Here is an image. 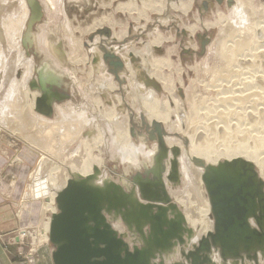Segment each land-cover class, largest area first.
I'll return each mask as SVG.
<instances>
[{"label": "bare ground", "instance_id": "bare-ground-1", "mask_svg": "<svg viewBox=\"0 0 264 264\" xmlns=\"http://www.w3.org/2000/svg\"><path fill=\"white\" fill-rule=\"evenodd\" d=\"M144 1L146 3H144ZM144 1L143 3L145 5L144 7L141 6L143 10L141 9L140 16L144 14L145 6H149L150 0ZM210 1L213 2L212 0ZM189 2L190 9H192L194 0H189ZM214 2L221 6L216 0H214ZM48 3L52 6L57 4L56 0L44 1L45 8H49ZM36 5L37 4H34V0H30L29 5L26 0H22L21 8H23V10L21 9V16L19 15V17L17 16V18L8 21L4 19L2 29L1 18L3 17V12L1 11L3 6L0 4V72H3L4 82L7 81L10 84L8 85L9 88L7 87L8 93L4 92L5 95H7L5 100L0 101V103L2 102L0 104V132L3 128L7 129L8 127L12 128V130L16 129V131H14L15 133L25 134V138L29 140L28 142L26 141L28 146L32 149L35 147L41 152V158H38L32 171L28 175L27 182L31 180V183L27 187L25 194V199L28 200L39 198L45 200L43 202L44 206L42 207V221L39 224L42 238H40V243L50 242L49 231L52 214L59 210L56 197L70 178H89L91 184L100 187H105L114 183L120 185L121 189H124V191L133 190V196L138 198L137 195L139 194L137 188L139 187L132 182V172L136 171L137 174L144 173L152 166L156 174H159L161 169L165 166L159 162L163 155L162 149L158 144H154L153 146L149 145L148 136L144 133L146 130L149 137L155 139V131H158L154 128V122H156L164 130L166 128L170 131L168 134L165 133L163 135L168 148V154L165 158L166 162L164 160L166 164V167H164L166 170L165 174H169L171 170V162L174 158L172 147L178 146L180 149V155L177 158L178 179L176 182H173L165 178L164 182L172 201L174 200L173 196L176 197V202H173L176 203L179 208H182L181 210L184 209V212H181L186 218V226L193 230V236L191 238L187 237L186 233L184 234L186 243L182 246L187 251L193 248V245L197 244L202 236L214 230V218L202 180L205 166L196 163L195 158L203 160L206 165H217L225 160L242 158L253 163L255 168H257L258 165L261 170L264 168V159L261 157L263 155L258 154L255 150L256 146H249L248 144L240 142L231 143V141L227 143L233 133L244 130L248 132L253 130L252 128L257 130L254 124L264 125V121H260L261 118L264 117V111H261L262 109L260 110V107L257 105L258 103L264 104V71H260L259 69L264 62V20L259 21V24H254L252 22L256 27V33L259 31V33L262 34L258 39H260V42L263 41V43H260L256 38L254 42H259L260 44L253 48L255 44L251 46L253 41L252 36L249 38L247 34L251 31L250 13L248 9L255 5H253L251 0H235V4L231 6L232 10L228 14L229 16H220L222 22L227 23L225 32L228 34V37H230L228 41L232 43L228 46V41L223 40L220 42L222 46L220 52L223 55L225 71L228 75L230 74V78L226 76L223 77L222 72H220L221 76L217 78L221 83L217 80L218 83L216 82L212 85L218 88L217 95L214 99L216 104L212 105H209V99H204L205 101L197 103L196 98L198 95L193 94L194 97H191L189 91H186L187 99H184L185 95L182 96L183 94L181 92H179V94L177 93V86H173L172 80L160 72H156V75L161 79L164 88L171 92L170 94H172V96H167V99L163 97L161 100L157 98L158 85L153 80L154 78L149 79V77H154L151 64L156 70L159 66L168 63V61L163 58H153V52L161 51L160 46L164 42L162 39L157 42L156 40L154 42L151 41V43L143 46V48H138L136 46L130 47V45H125L122 47L123 49H121L120 46L110 47L113 41L116 42L117 39L119 40L125 37L124 35H126V32L125 29H120L117 35L115 31H111L112 29L110 27L114 28L117 25L120 27V25L115 24L112 16L109 15L97 19L86 31H81V33H86L95 30V33L90 36L91 44L88 45L90 49L86 51L87 55H85L88 57L82 58L79 55L75 57L73 55L74 52H79L84 45L83 40L80 38L76 39L69 36L70 43L73 46H70L72 48L69 47V50L64 49L62 51L58 48V45L61 44L60 38L55 39L53 36L58 34V30H55L57 27L49 31H44V29L41 28L40 33L31 31L33 30L34 22L39 18L40 14L39 8H37ZM126 5L129 6V4H121L117 9L124 11L127 7ZM29 6L33 8L34 11L36 10L38 14L35 12L32 17H30L31 11ZM132 6H134L133 10H139L136 7L137 5L132 4ZM161 6L162 8H156L157 11L162 12L165 9L163 2ZM259 7L262 9V17H264V5L259 3L258 8ZM179 9H182V6H180ZM217 23L218 22L209 21L205 22V25L209 28ZM66 26L67 30L71 33L69 21ZM233 27H239L244 33V36L242 35L236 39V37L232 35L231 28ZM188 29L191 32H195L197 26L188 27ZM3 30L5 37H3ZM106 30H109V32H105ZM3 38L8 42L9 50L11 49L10 51L14 53L12 54L13 57L10 58L11 61H9L8 57L4 54L5 43H3ZM157 44L160 45L158 46ZM24 46L32 47V49H35L44 56L43 60L39 63V67H37V71L40 70L42 74L41 79L43 81L49 80L52 83L60 84L64 76H71V69L66 65V61H70L74 64L86 63L91 65L92 71H90V77L94 78L98 85V95L92 101H94L97 110H99L100 116L104 117L107 121L108 131L111 134L110 137H107L106 132L102 131L99 123L96 124L98 119L95 115L97 112L95 113L93 110L94 115L88 111V108H76L71 105V102L67 103L68 106L70 105L69 107H67L65 103L64 105L56 104V102L52 103L51 112L56 110L58 113V118L56 119H48L45 118L46 116L42 117L40 115L37 116L34 109L38 105V100L40 99L44 102L49 100L51 104V91L49 92L46 88H43L42 90L44 92L47 93L48 91L47 96L44 95V97L39 98V91L31 90L30 82L35 76L36 66L32 60L34 57H32V59H26V53L23 50ZM107 52L117 55L123 66L114 67L112 65L113 69L109 71L106 60L110 61L113 59L107 57ZM140 58L142 61L141 66L135 65L134 60ZM20 66L25 67L21 79L15 76V72L19 69L17 67ZM209 68V65L205 64L203 70L209 71ZM119 71L121 72L119 73ZM239 72L247 76L239 78ZM258 72H262V74ZM232 73L234 74L232 75ZM144 74L149 75L147 80H143L142 77ZM233 77H238V80H232ZM125 79L128 80V85L124 89L128 90L130 93L126 94L127 96L124 93L116 95V90L118 89H112L116 86L115 81L121 84L125 82ZM224 81L231 84L225 85L222 83ZM201 84L205 85L204 89L209 93V82H201ZM239 84L240 86H238ZM43 86H45V84H43ZM0 88L3 87L1 86ZM149 93L152 94L151 99L147 98ZM198 93L199 92H197V94ZM119 95L122 96L123 100L126 99L129 101L131 98L134 101L135 104L131 100L134 105V109L131 113L125 111L127 107H125L126 105L124 106L123 100H119ZM54 96L61 99L63 98L59 95ZM3 97L1 99H4ZM186 100L190 104L189 109H186ZM116 101L118 103H116ZM252 101L257 102V104ZM170 105H173V107ZM80 107L82 106L80 105ZM41 112L46 115L51 113ZM15 120H17L18 128L17 126L13 127L12 123H14ZM134 120L140 123L138 127L140 131L137 130V133L132 129L133 126H135ZM262 120H264V118ZM163 124H165V126H163ZM27 128L29 130H27ZM23 130L29 131V133ZM176 131L182 133L183 137L176 136ZM132 136L134 139L131 138ZM57 137L59 140H57ZM56 144L59 146H56ZM105 147L109 151V157L104 153V151H106ZM108 158L115 160L117 163L115 168L109 167L107 164ZM17 159L18 161H22L21 158ZM52 159H61L63 161H60L61 166H54L47 175H44L43 171L47 164H49L48 162L52 161ZM156 162H158V164ZM261 172L258 173L262 178L264 174ZM172 183L177 184L178 187H174ZM180 183L181 185L179 186ZM191 185V188L198 186L200 195L197 191L193 192V190L189 188ZM169 216L173 218L174 213L173 217L171 213ZM108 217L115 230L122 234L131 245L143 244L140 235L130 231L121 217L110 215ZM191 223L194 226L191 225ZM30 235H33L35 239V231L31 232L22 229L18 235V239L20 242H24V239L26 237L29 238ZM180 250L181 244L178 243L171 251L163 252L162 256L157 255L155 261L159 263L160 260H163L165 264H173V262L182 261L185 262V264H191L182 258ZM244 255V261L239 260L235 262L231 258L224 260L219 250L213 249L209 253V258L211 260L209 259V262L206 264H264V254H262L261 251L258 252V263H256L252 257L248 258L246 254ZM202 258L203 257H201L200 261ZM203 264H205L204 261Z\"/></svg>", "mask_w": 264, "mask_h": 264}, {"label": "rangeland", "instance_id": "rangeland-1", "mask_svg": "<svg viewBox=\"0 0 264 264\" xmlns=\"http://www.w3.org/2000/svg\"><path fill=\"white\" fill-rule=\"evenodd\" d=\"M26 1H27V4L29 5L30 0H26ZM44 1H48V0H34V4H37L36 7L37 8L39 7V9H40L39 10L40 14H39V18L34 22L33 30H31V31H34L36 33L37 32L40 33L41 28L44 29V31H49L50 29L53 30L57 27L55 30H58L57 31L58 34L53 35V36L55 39L60 38L61 44L58 45V48H60L62 51L64 49L69 50L70 48H72L70 46H73L70 43L71 41H70L69 36H71L72 38H76V39L80 38L81 40H83L84 45L79 52L78 51L74 52L73 55L75 57L77 55H79L82 58L88 57L85 55H87L86 51L90 49L88 47V45L91 44V41H90L91 37L90 36H92L95 33V30H92V31H89L86 33H81V31H86L89 27H91L93 25L94 21H97V19H101V18L107 17L109 15L112 16L115 24L120 25V27L118 25L115 26L114 28L110 27L112 29L111 31H115V33H117V35L119 34L120 29L121 30L125 29V32H126V35H124L125 37H122V39H119V40L117 39L116 42L113 41L114 43L112 42L110 44V47H119L120 46L121 49H123L122 47H124L125 45H128V46L130 45V47L136 46L138 48H141V47L143 48V46L151 43V41L154 42L156 40V42H157V41H160L162 39V41H164V42L160 46L161 51L160 52H153V55H154L153 58H155V59H162L163 58V59L167 60L168 63L166 65L159 66L156 70L154 69V66L151 64V70H152V74L154 75V77L153 76L149 77V75H145V74L142 77L143 80L144 79L147 80L148 77H149V79L154 78L153 80L158 85V90H157L158 95L156 94V96L160 100L163 99V97L167 99L168 97H171L172 94H170L171 92H169L168 90H166L164 88V86L161 82V79L156 75V72H160L163 75L168 76L172 80L173 86H177L176 87L177 93L179 94V92H181L183 94L182 96L185 95L184 99H187V97H186L187 92L186 91H189L191 97H194V95H198V97L196 96L197 97L196 99L198 100V101L196 100L197 103L205 101L206 99H209V102H208L209 105L216 104L214 102V99L217 95L218 88L214 87L212 85H214L216 82L218 83V81L221 83V81L218 80V78H217V77L221 76L220 72H222L223 77L226 76L227 78H230V76H229L230 74L228 75L225 71V63H224L223 55L220 52L222 49L220 42H222L223 40L228 41V39H230V37H228V34L225 32L226 31L225 26H227L226 25L227 23L222 22V18L220 16L221 15L229 16L228 14L232 10L231 6L235 4V0L233 1L234 3L232 2L231 4H228L225 0L224 3L221 4V6H219L218 4H215L216 2H214V0H212L213 2L207 3V5L204 4V0H194V2L192 4V9H190L189 0H153V1L150 0L149 6H145L144 14L142 16H140L141 9L143 10L142 7H144V5H145L144 3H146L144 0H133V1L132 0H56L57 4L55 6H52V5H50V3H48L49 8H45ZM52 1H54V0H52ZM143 1H144V3H143ZM0 2H1L0 3L1 6H3L2 11H1V12H3V14H2L3 17L1 18L2 19L1 20V22H2L1 28H2L4 19H6L8 21V20L17 18V16L19 17V15L21 16L23 8H21L22 0H0ZM162 2H163V5L165 6V9L162 12H159V11H157L156 8H162V6H161ZM251 2H253V5H255V6L248 9V12L250 13L249 19H250V24H251L250 26H251L252 32L250 31L247 34L249 35V38L252 36L253 41H252L251 46L253 44H255V45H253V48H254L255 46L259 45L260 43H263V41L260 42L259 41L260 39H258V38H260V36H262V34L259 33V31H257V33H256V27L254 24L255 23L259 24V21L264 20V17H262L261 7L258 8L259 3H262V5H264V0H251ZM121 4L122 5L129 4V6L128 5H126V6L129 7L130 9L126 7V9L124 11L121 9L118 10L117 8H119ZM132 4L137 5L136 7L139 10H136V9L133 10L134 6H132ZM256 5H258V6H256ZM180 6H182V9H179ZM152 9L153 10L156 9V10L153 11ZM129 10H131V11H129ZM258 10H260V11H258ZM30 11H31L30 17H32V15L35 12H37L36 10L34 11L33 8H31V7H30ZM37 14H38V12H37ZM30 17H29V21H30ZM201 20H202V22H201ZM68 21L70 24L71 33L67 30L66 25H67ZM209 21L210 22H218V23L212 27L207 28V25H205V22H209ZM199 22H200V24H199ZM260 24H262V23H260ZM193 26H197V29L195 32H191L188 29V27H193ZM231 29H232V35H234L236 37V39L242 35L244 36V33L241 31V29L239 27H233ZM28 30L30 31L29 28H28ZM221 31H222V34H221ZM67 32H69V33H67ZM223 32H225V33H223ZM68 34H70V35H68ZM3 37H5L4 30H3ZM256 38L258 39V41L260 43L254 42L255 41L254 39H256ZM3 43H5L4 54L8 57L9 61H11L10 58L13 57L12 54H14V53L12 51H10L11 49L9 50V44L6 41V39H4V38H3ZM6 43H7V45H6ZM229 44L231 45L232 43L228 41L227 45L230 46ZM157 45L159 46L160 44H157ZM162 45H163V47H162ZM6 48H7V50H6ZM249 48H250V46H249ZM23 50L26 53L25 55L27 57L26 58L27 60L32 59V57H34L32 60L34 62V65L36 66L35 76L30 82L31 90L39 91V96H38L39 98L44 97V95L47 96L48 91L49 92L51 91L50 92V94H51L50 98L52 99L51 105H52V103H55V102H56V104H63V105H64V103L66 105L67 103L71 102L72 106H75L76 108H86V109L88 108V111H90L93 114H94V112H93V110H94L95 113L97 112L96 115L94 114L98 119L96 124L99 123L101 125L102 131L103 132L105 131L106 136L110 137L111 134L108 131V123L104 117L100 116L99 110H97L94 101H92L98 95V85L96 84L95 79L90 77V71H92L91 65L86 64V63L85 64H81V63L80 64L79 63L74 64L70 61L69 62L66 61L67 62L66 65L68 67H70V69H71L70 72L72 75L71 76H67V75L64 76V78H63L64 81L62 80V82L60 84L52 83L49 80L43 81L41 79L42 74L40 73V70L37 71V67H39V63L43 60L44 56L42 54L38 53L35 49H32V47H25L24 46ZM33 51H34V53H33ZM6 52L9 54H7ZM239 58H240V56H239ZM106 61L108 64L107 68L109 69V71H112L113 67L110 64V61H108V60H106ZM12 62H13V60H12ZM25 62H27V61H25ZM141 62H142L141 58L134 60V63L137 66H141ZM205 64L209 65V67H210L209 71L203 70V67L205 66ZM73 66H74V68H73ZM17 68H19V69H17V71L15 72V76L17 78L21 79V77H22L21 75L23 74V70L25 67L20 66ZM149 68H150V65H149ZM259 69H260V71H264L263 70L264 69V62L262 63V66ZM73 70H75L76 72ZM120 72L121 71H119V73ZM258 73L262 74V72H258ZM233 74L234 73H232V75ZM238 75L237 76L239 78L247 76L243 73H240ZM165 76H163V77H165ZM238 77H233L232 80H238L237 79ZM90 78H92V79H90ZM127 81L128 80L125 79V82L121 83V84L118 81H115L116 82L115 88H112V87L111 88L113 90L118 89V90H116V93H117L116 95L122 94V93H124L126 95V94L130 93L128 90L124 89L128 85ZM205 81L207 83L209 82V89H210L209 93H207L206 90L204 89L205 85L201 84V82L206 83ZM42 83L45 84V86H43ZM222 83L225 85L231 84V83H227L226 81H224ZM0 85L3 87V88H0V101L1 100L3 101V100H5V97L7 96V95H5L4 92L8 93V88H9L8 85H10V84L7 81L4 82V76H3L2 71L0 72ZM238 86H240V84ZM43 88L44 89L46 88L48 90L47 93L42 90ZM3 90H5V91H3ZM197 92H199V93L197 94ZM191 94L192 95L194 94V95L192 96ZM3 95H4V97H3ZM54 95H59L60 97H63V98L62 99L57 98ZM2 97L4 99H1ZM212 97H214V98H212ZM120 99L123 100L121 95H119V100ZM101 100H103V99H101ZM131 100H132L131 98L129 99V101L126 99L123 100L124 106L126 105L125 107L128 108V110L126 108L125 111L126 112L128 111L130 113L134 109V105L132 104V102L134 103V101L132 100V102H131ZM47 102H49V100ZM252 102H255V101H252ZM116 103H118V102L116 101ZM255 103L257 104V102H255ZM185 104H186V109H189L190 104L187 100L185 101ZM77 105H78V107H77ZM80 105L82 107H80ZM83 105H84V107H83ZM257 105H258V107H260V110L262 109L261 111H264L263 110L264 104L262 105V103L261 104L258 103ZM66 106L69 107L70 105L68 106V104H67ZM171 107H173V105ZM34 112H36L37 116L38 115H40L42 117L46 116L45 118H48V119L58 118V113L56 112V110L54 112L49 113V115H46V114L42 113L41 111H39L38 106H36V108L34 109ZM263 118L264 117L261 118V120H260L261 122L264 121V120H262ZM146 121H147V119H146ZM134 123H135V126H133L132 129H134V131L137 133V130L140 131V129L138 128L140 126V123H138L136 120H134ZM12 124H13V127L17 126V128H18L17 120H15V122ZM163 126H165V124H163ZM254 126L256 127L257 130H255V128H252L253 130L248 131V132H246L247 130H244V131H240L241 133L240 132L233 133L232 137L229 138L227 143L228 142L230 143V141H231V143L232 142L233 143L240 142V143L248 144L249 146L250 145L256 146L255 150L258 152V154L263 155L261 157H263V159H264V127H263L264 125L262 126L260 124L259 125L254 124ZM95 129H97V128H95ZM143 129H146V128H143ZM27 130H29V129L27 128ZM14 131H16V129L12 130V128H9V127L7 129H4V128L2 129V133H5L6 135L11 134V136L17 138L16 140H20L22 143L17 142L16 143L17 145L13 146V145L6 142L9 139V137H8V139L4 140L5 138L2 135L0 138V160L7 161V163H10V164L12 163V159H14L13 155H19V154L22 155V152L25 149L23 144L24 143L26 144V141L27 142L29 141L28 139L25 138L26 137L25 134L15 133ZM23 131H25L26 133H29V131H26V130H23ZM31 131H32V129H31ZM165 132H166V134H168L170 131H168L165 128ZM144 133H145V135L147 134V136H148V144L149 145H151V146H153L154 144L159 145V143H158V132L157 131H155V136H156L155 139L150 138L149 134L147 133L146 130ZM175 133L177 134L176 136L183 137V134L180 133L179 131H176ZM131 138L134 139L133 136ZM57 140H59L58 137H57ZM10 142H12V141H10ZM57 144H56V146L60 145V143H59V145H57ZM26 145H28V144H26ZM29 149H31L33 154L37 155V160H38V158H41V152L39 149H37L35 147L33 149L30 147ZM105 150L106 151H104V153H106L107 157H109V151L107 150L106 147H105ZM58 160L52 159V161L48 162L49 164H47V166L45 167V169L43 171L44 175H47L48 172L51 170V168H53L54 166H61L60 161L62 162L63 160H61V159H58ZM110 160L111 159H109V158L107 159V164L109 165L110 168H115V165L117 163L115 162V160H111V161ZM165 162H166V160H165ZM165 162H164V164H165ZM165 167H166V164H165ZM256 169L258 172L262 171L261 173L264 174V168H263V170H261L259 168V165H258ZM141 174L143 175V177L148 176L150 179H154V173L152 172V167L149 170H147ZM136 175H137V172L133 171L131 174V179L133 180ZM163 178L164 179L168 178L167 174L164 173ZM262 178L264 180V175L262 176ZM30 183H31V180L27 182V187L29 186ZM172 185L174 187L175 186L178 187L177 184L172 183ZM180 185H181V183L179 184V186ZM191 187H192V185L189 188H191ZM26 189H25L22 201H21V196H19V198L17 199L18 205H19V208H18L19 210L17 209L16 214H19V216H22L23 215V210L21 209L22 205L27 203V202H33V204L35 206L36 215H35V217H33V219H31L30 215L27 213L25 215L26 216L25 219L27 222L26 225H29L30 221H32V223L36 224V226H37V227H35V236L36 237H35V239L31 236H30V238L26 237L24 239V242H23L24 243L23 244V250L25 251V255L26 256L29 255V257L32 259L33 264L35 261H37V263L40 264V262H38L39 258H40L39 254H42L43 252H45V248L50 249L54 246L49 241H48V243H40L41 242V240H40L41 230H40L39 224L42 221V216H43L42 215V207L44 206L43 202L45 200L41 199V198L31 199V200L25 199L26 198V195H25ZM191 189L193 190V192L197 191L199 193L198 186L195 188H191ZM127 192H129V191H127ZM199 195H200V193H199ZM173 198H174L173 201L176 202V199H175L176 197L173 196ZM7 200H8V198H7ZM10 200H12V199H10ZM20 202H21V204H19ZM181 209L182 208H180V210ZM181 211L184 212V209ZM191 225H193V224L191 223ZM198 225H199V223H198ZM22 228H26V230H28V231L31 230V226H24ZM22 228L18 232L17 235L20 234V232L22 231Z\"/></svg>", "mask_w": 264, "mask_h": 264}, {"label": "water", "instance_id": "water-1", "mask_svg": "<svg viewBox=\"0 0 264 264\" xmlns=\"http://www.w3.org/2000/svg\"><path fill=\"white\" fill-rule=\"evenodd\" d=\"M216 1L223 4L225 0ZM233 1L226 0L228 4ZM209 2L204 0L206 5ZM107 57L113 59L110 64L114 67L123 66L117 55L107 52ZM48 103L39 99L38 109L51 112L52 106ZM154 128L158 130V143L163 151L159 162L165 165L168 148L163 135L166 132L156 122ZM172 151L174 158L167 177L176 182L180 149L173 146ZM195 161L205 166L202 180L214 230L202 236L193 248L187 251L182 246L186 243L184 234L191 238L193 230L186 226L185 216L166 188L164 166L159 174L152 168L154 179L141 173L135 176L132 182L139 187L138 198L133 196V190L124 191L114 183L100 187L91 184L89 178H70L56 197L59 210L52 214L49 238L54 246L53 263L165 264L163 260L159 263L153 260L178 243L182 258L191 264L208 263L213 249H218L224 260L244 261L246 254L258 263V252L264 254V180L254 164L242 158L217 165H206L199 158ZM170 213L172 217L174 213L173 218ZM109 215L121 217L129 230L140 235L143 244L131 245L115 230Z\"/></svg>", "mask_w": 264, "mask_h": 264}, {"label": "crops", "instance_id": "crops-1", "mask_svg": "<svg viewBox=\"0 0 264 264\" xmlns=\"http://www.w3.org/2000/svg\"><path fill=\"white\" fill-rule=\"evenodd\" d=\"M4 134L1 131L0 138L2 135L5 138L4 140L9 137L6 142L13 146H16L17 142H21L20 140H16L17 138L11 136V134ZM23 146L25 149L22 155H13L14 159H12L11 164L0 160V264H33L29 255H25V251L23 250L24 243L19 241L17 235L24 226H31V232L35 231V227H37L32 221H30L29 225H26L25 219L27 213L31 219L36 215L33 202H27L22 205V216L16 214L19 208L17 199L21 196L22 201L25 189L27 188L28 175L37 161V155L33 154L29 146L25 143ZM17 158H21L23 162L18 161ZM30 236L33 237V235ZM53 250L54 247L50 249L45 248V252L39 254L40 258L38 262L40 264H54L52 260ZM35 262L34 264H38L37 261Z\"/></svg>", "mask_w": 264, "mask_h": 264}, {"label": "clouds", "instance_id": "clouds-1", "mask_svg": "<svg viewBox=\"0 0 264 264\" xmlns=\"http://www.w3.org/2000/svg\"><path fill=\"white\" fill-rule=\"evenodd\" d=\"M147 98H148V99H151V98H152V94L149 93ZM146 154H150V153H146Z\"/></svg>", "mask_w": 264, "mask_h": 264}]
</instances>
